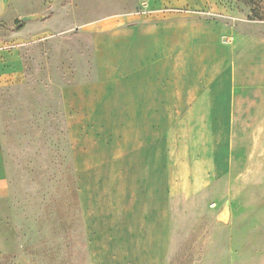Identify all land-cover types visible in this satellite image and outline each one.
<instances>
[{
	"label": "crops",
	"instance_id": "crops-1",
	"mask_svg": "<svg viewBox=\"0 0 264 264\" xmlns=\"http://www.w3.org/2000/svg\"><path fill=\"white\" fill-rule=\"evenodd\" d=\"M223 5V0H66L58 8L54 33L78 28L102 34L110 53L122 56L120 94L105 93L98 102L121 104L111 110L105 106V113L120 120L106 127L105 143L113 152L121 140V166L132 169L119 199L107 201L103 215L88 212L90 234L103 221L106 251L120 249L106 263L165 264L176 229L170 203L178 194L186 201L205 197L215 228L227 229L232 254L264 259V34L208 25L198 37L202 56L187 57L185 78H176V16L219 14ZM15 19L11 0H0V87L2 71L11 77L22 67L20 35L31 38L37 29L45 33L48 28L31 19L7 31ZM193 32L188 27L187 37ZM116 38L125 41L120 48ZM163 54L168 59L161 63ZM178 85L183 87L179 94ZM173 141L184 149L180 190ZM18 247L0 153V258Z\"/></svg>",
	"mask_w": 264,
	"mask_h": 264
},
{
	"label": "rangeland",
	"instance_id": "rangeland-1",
	"mask_svg": "<svg viewBox=\"0 0 264 264\" xmlns=\"http://www.w3.org/2000/svg\"><path fill=\"white\" fill-rule=\"evenodd\" d=\"M65 1L11 0V19H16L7 31H16L31 19L48 28L45 33L37 29L31 38L20 35L22 67L11 77L9 71H2L0 153L19 247L15 254L0 258V264H120L106 263L107 256L120 249L106 251L103 221L90 234L88 212L92 209L103 215L107 201L119 199L132 169L121 166V140L113 152L105 143V129L114 120L112 112L105 113V106L121 104L98 102L105 93L120 94L121 72L117 69L122 56L110 53L102 34L78 28L54 33L60 24L58 8ZM223 1L224 11L219 14L176 16L178 82L185 78L186 58L202 56L203 41L198 37L208 25L264 34V0ZM161 25L167 28L168 23ZM188 27L194 30L193 38L186 35ZM114 42L120 48L125 41L116 38ZM167 59L163 54L161 63ZM200 74L199 69L197 77ZM161 90L169 93L168 86ZM177 90L179 94L183 87L178 85ZM178 121L183 129L182 120ZM167 126L169 122L162 128ZM120 127L116 125L118 133ZM180 146L173 141L179 190L184 178L179 173L184 154ZM201 197L186 201L178 194L171 198L176 229L165 264H264V259L243 260L229 251L227 229L215 228L206 199Z\"/></svg>",
	"mask_w": 264,
	"mask_h": 264
},
{
	"label": "water",
	"instance_id": "water-1",
	"mask_svg": "<svg viewBox=\"0 0 264 264\" xmlns=\"http://www.w3.org/2000/svg\"><path fill=\"white\" fill-rule=\"evenodd\" d=\"M24 19H26V18H22V20H24Z\"/></svg>",
	"mask_w": 264,
	"mask_h": 264
}]
</instances>
